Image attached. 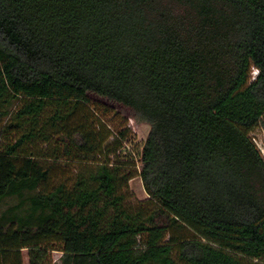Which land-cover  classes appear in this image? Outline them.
<instances>
[{
    "label": "trees",
    "instance_id": "trees-1",
    "mask_svg": "<svg viewBox=\"0 0 264 264\" xmlns=\"http://www.w3.org/2000/svg\"><path fill=\"white\" fill-rule=\"evenodd\" d=\"M92 97L144 142L98 161L70 125ZM257 128L264 0H0V264H264ZM135 176L150 210L125 206Z\"/></svg>",
    "mask_w": 264,
    "mask_h": 264
},
{
    "label": "rangeland",
    "instance_id": "rangeland-1",
    "mask_svg": "<svg viewBox=\"0 0 264 264\" xmlns=\"http://www.w3.org/2000/svg\"><path fill=\"white\" fill-rule=\"evenodd\" d=\"M252 75H255V70H253ZM80 123L93 131L101 142L102 147L99 149L98 161L105 159V147L113 143L119 133L123 132L129 141L135 143L133 145L135 146L143 143L149 132V126L145 123L137 122L128 109L95 97H92L90 105L85 106L78 112L71 120L70 125ZM250 136L264 158V130L257 128ZM122 145L125 146L127 143H123ZM110 160L112 162L118 161L115 156H111ZM78 167V164L60 162L51 172L49 186H53L60 181L72 180ZM135 171L134 173L137 175L138 168ZM121 192L125 197V206L128 209L147 211L152 208L138 176L130 180ZM191 235V232L185 230L179 236L181 238H189ZM169 237L170 235L167 237V240ZM51 256L52 261L57 262L60 254L53 252ZM23 257L24 264H28L26 251H23Z\"/></svg>",
    "mask_w": 264,
    "mask_h": 264
}]
</instances>
